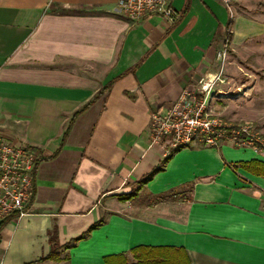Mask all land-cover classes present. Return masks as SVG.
Listing matches in <instances>:
<instances>
[{"label": "crops", "instance_id": "obj_1", "mask_svg": "<svg viewBox=\"0 0 264 264\" xmlns=\"http://www.w3.org/2000/svg\"><path fill=\"white\" fill-rule=\"evenodd\" d=\"M168 1L173 22L128 18L118 0H0V136L40 150L0 264L132 263L138 246L180 250V264H264V176L239 165L264 162V147L196 140L164 156L148 133L152 110L217 74L211 111L264 138V0ZM53 232L58 259L40 260Z\"/></svg>", "mask_w": 264, "mask_h": 264}, {"label": "built area", "instance_id": "obj_2", "mask_svg": "<svg viewBox=\"0 0 264 264\" xmlns=\"http://www.w3.org/2000/svg\"><path fill=\"white\" fill-rule=\"evenodd\" d=\"M230 7L233 0H222ZM118 9L131 19L156 12L173 22L177 11L168 0H118ZM225 48L218 49L217 58L224 60ZM220 75L204 76L193 87H185L167 105L164 112H150L149 146H158L164 156L179 147L200 140L205 146L216 147L230 141L237 147L258 152L264 138L251 121L230 122L213 113L208 106L211 92ZM40 157L35 146L14 143L0 136V220L7 215L28 214L34 192L33 173Z\"/></svg>", "mask_w": 264, "mask_h": 264}, {"label": "trees", "instance_id": "obj_3", "mask_svg": "<svg viewBox=\"0 0 264 264\" xmlns=\"http://www.w3.org/2000/svg\"><path fill=\"white\" fill-rule=\"evenodd\" d=\"M231 22H227V28H229ZM226 38H230V32H226ZM106 89V86L103 88ZM83 108L80 110L76 111L75 114L79 113L82 111ZM240 167L244 168L245 170L255 174V175H261L264 176V162L256 160V159H251L246 162H240L239 163ZM151 174H149L146 178H149ZM133 196V192H130L125 195H120L119 197L121 199H128ZM14 215H7L4 218L0 220V229L2 225L10 218H12ZM99 222H96L89 226V228L82 233L80 236L73 238L72 243L75 241L84 238L90 231L94 228L97 227ZM50 242H51V247L49 252L41 258L40 260H45V259H58V250L61 248V246L58 245L57 243V237L55 233L53 232L50 235ZM70 244H66L63 246L64 248H68ZM132 254L134 257L137 259L136 262L129 263L127 262L124 254H112L104 257V263L105 264H180V262L177 260V256L179 253H181L180 250H175L174 248H169V247H149V246H138L134 247L131 249ZM176 258V259H175ZM182 263H185L182 262Z\"/></svg>", "mask_w": 264, "mask_h": 264}, {"label": "rangeland", "instance_id": "obj_4", "mask_svg": "<svg viewBox=\"0 0 264 264\" xmlns=\"http://www.w3.org/2000/svg\"><path fill=\"white\" fill-rule=\"evenodd\" d=\"M228 52V51H227ZM226 52V55H225V58L228 56V53ZM227 81V79H224L223 80V82H221V81H218L219 83L221 82V84L223 83L224 84V82H226ZM237 91H239V88H236L235 90L234 89H232V90H230V92H228V93H231V94H233L234 92L236 93ZM211 102L213 103V101H212V99H209V102H208V106H209V108L211 109ZM134 195V194H133ZM63 249H66V248H63ZM59 252V251H58ZM65 259V258H64Z\"/></svg>", "mask_w": 264, "mask_h": 264}]
</instances>
